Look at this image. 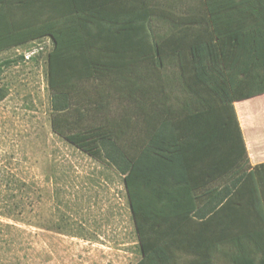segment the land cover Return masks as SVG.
Returning a JSON list of instances; mask_svg holds the SVG:
<instances>
[{
	"label": "trees",
	"instance_id": "1",
	"mask_svg": "<svg viewBox=\"0 0 264 264\" xmlns=\"http://www.w3.org/2000/svg\"><path fill=\"white\" fill-rule=\"evenodd\" d=\"M45 38L52 130L124 176L136 264H264L235 107L264 95V0H0V53Z\"/></svg>",
	"mask_w": 264,
	"mask_h": 264
},
{
	"label": "rangeland",
	"instance_id": "2",
	"mask_svg": "<svg viewBox=\"0 0 264 264\" xmlns=\"http://www.w3.org/2000/svg\"><path fill=\"white\" fill-rule=\"evenodd\" d=\"M52 48L45 38L0 53V264H136L124 176L52 130Z\"/></svg>",
	"mask_w": 264,
	"mask_h": 264
},
{
	"label": "crops",
	"instance_id": "3",
	"mask_svg": "<svg viewBox=\"0 0 264 264\" xmlns=\"http://www.w3.org/2000/svg\"><path fill=\"white\" fill-rule=\"evenodd\" d=\"M243 102H264V95L235 104L251 166L254 168L264 164V109L256 106H241Z\"/></svg>",
	"mask_w": 264,
	"mask_h": 264
},
{
	"label": "built area",
	"instance_id": "4",
	"mask_svg": "<svg viewBox=\"0 0 264 264\" xmlns=\"http://www.w3.org/2000/svg\"><path fill=\"white\" fill-rule=\"evenodd\" d=\"M32 55H33V53L27 54V55H26V59L29 60V59L32 57Z\"/></svg>",
	"mask_w": 264,
	"mask_h": 264
}]
</instances>
